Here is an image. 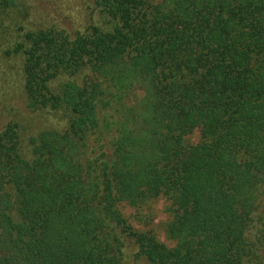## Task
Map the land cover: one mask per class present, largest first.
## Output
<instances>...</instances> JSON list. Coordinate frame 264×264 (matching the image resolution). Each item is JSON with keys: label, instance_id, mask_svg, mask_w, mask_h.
Masks as SVG:
<instances>
[{"label": "trees", "instance_id": "1", "mask_svg": "<svg viewBox=\"0 0 264 264\" xmlns=\"http://www.w3.org/2000/svg\"><path fill=\"white\" fill-rule=\"evenodd\" d=\"M19 1L0 48L65 124L31 158L0 131V264H264V0H94L75 31L24 29Z\"/></svg>", "mask_w": 264, "mask_h": 264}, {"label": "rangeland", "instance_id": "2", "mask_svg": "<svg viewBox=\"0 0 264 264\" xmlns=\"http://www.w3.org/2000/svg\"><path fill=\"white\" fill-rule=\"evenodd\" d=\"M17 11L21 16L19 24L24 29L32 30L49 27L53 21L68 30H81L96 22L97 17L94 0H20ZM56 23L54 24L57 25ZM20 65V55H5L0 48V131L8 122L17 123L21 153L25 158H31V138L45 129H61L65 123L46 110L28 107ZM187 137L188 141L195 143L199 135L195 131ZM165 203L161 198L155 201L153 217L149 222L158 239L172 245L173 242L166 237L164 231V225L169 220L164 209ZM120 208L126 216L130 215L131 209L124 202L120 203ZM127 261L128 264H145L141 260Z\"/></svg>", "mask_w": 264, "mask_h": 264}]
</instances>
